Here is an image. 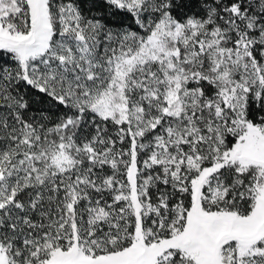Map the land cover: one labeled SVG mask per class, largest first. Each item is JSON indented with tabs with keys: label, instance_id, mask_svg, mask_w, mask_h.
Returning a JSON list of instances; mask_svg holds the SVG:
<instances>
[{
	"label": "snow or ice",
	"instance_id": "obj_1",
	"mask_svg": "<svg viewBox=\"0 0 264 264\" xmlns=\"http://www.w3.org/2000/svg\"><path fill=\"white\" fill-rule=\"evenodd\" d=\"M0 264H264V0H0Z\"/></svg>",
	"mask_w": 264,
	"mask_h": 264
}]
</instances>
